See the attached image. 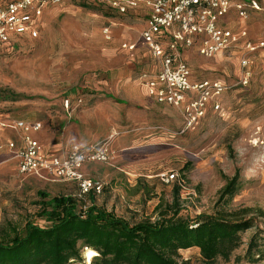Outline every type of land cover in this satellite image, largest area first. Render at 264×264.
<instances>
[{"label": "rangeland", "instance_id": "374dc122", "mask_svg": "<svg viewBox=\"0 0 264 264\" xmlns=\"http://www.w3.org/2000/svg\"><path fill=\"white\" fill-rule=\"evenodd\" d=\"M110 23L124 27L115 28L114 39L107 41L103 29ZM137 24L103 5L68 2L49 11L37 39L0 46L1 117L41 122L39 138L47 148L110 141L112 160L87 166L84 173L103 186L96 204L118 217L132 223L155 220L156 206L172 203L176 185L162 175L176 172L184 181L182 215L230 218L250 210L246 217L255 218L264 231V52L252 60L246 86L240 80V59L189 57L195 80H220L228 91L220 112L208 110L183 133L182 108L154 104L139 85V74L149 69L144 54L130 59L119 48L129 36L139 38ZM67 99L68 110L63 105ZM2 134L4 142L19 133L7 129ZM237 173L235 195L222 198V189ZM40 191L51 197L77 195L78 187L21 176L12 156L0 154V228L12 224L22 230L29 221L45 226L36 217ZM255 231L243 235L230 262L214 264H236ZM181 255L204 264L198 249Z\"/></svg>", "mask_w": 264, "mask_h": 264}, {"label": "built area", "instance_id": "2783aa9c", "mask_svg": "<svg viewBox=\"0 0 264 264\" xmlns=\"http://www.w3.org/2000/svg\"><path fill=\"white\" fill-rule=\"evenodd\" d=\"M69 0H7L0 8V46H7L21 39L40 36V19L44 12ZM100 2L125 16L129 10L144 3L150 9L142 40L153 60L159 66L155 76L142 74L139 82L147 89L148 96L157 104L182 108V132L194 128L206 117L209 107L216 113L222 109L221 98L228 87L220 80H203L192 83V72L184 59L186 51L197 48L199 55L213 59L221 53L241 50V83L246 86L251 75V62L264 50V41L249 38L247 30L238 32L224 27L223 20L232 12L238 19L248 21L263 12L261 0H100ZM109 39V30L104 31ZM133 51L134 45H123ZM66 108L70 106L67 100ZM0 129L20 134L21 145L14 141L0 143V153L11 152L16 160L18 173L48 183H74L79 198L93 193L102 194L103 186L88 178L84 170L94 164H106L114 157L110 141L88 146L73 145L63 156L44 153L35 135L43 129L41 122L25 120L5 121L0 115ZM165 182H175L180 188L184 181L178 173L164 174Z\"/></svg>", "mask_w": 264, "mask_h": 264}, {"label": "trees", "instance_id": "16d2710c", "mask_svg": "<svg viewBox=\"0 0 264 264\" xmlns=\"http://www.w3.org/2000/svg\"><path fill=\"white\" fill-rule=\"evenodd\" d=\"M239 178L237 173L227 181L222 198L235 195ZM180 191L176 184L172 203L156 206L155 220L136 223L98 206L93 193L51 197L40 191L36 217L46 225L29 221L22 230L12 224L0 228V264H88L86 249L97 254L89 264H192L181 255L190 249L199 250L204 264L230 262L243 235L254 228L236 264L264 263V231L255 218L246 217L250 210L230 218L202 214L191 219L182 215Z\"/></svg>", "mask_w": 264, "mask_h": 264}, {"label": "crops", "instance_id": "0c3cea01", "mask_svg": "<svg viewBox=\"0 0 264 264\" xmlns=\"http://www.w3.org/2000/svg\"><path fill=\"white\" fill-rule=\"evenodd\" d=\"M6 1L7 0L4 1L3 5L0 8H2L5 5ZM68 2H77V3H81L83 5H89V6L90 5H98V6H102L103 5V6H106V5L102 4L100 2V0H69V1L65 2L64 4H66ZM64 4H62V5H64ZM261 4H262V6L264 8V0H261ZM62 5H60V6H62ZM56 7H59V6L50 7V8H48L44 12L42 18L40 19V31H41V28L43 26V21H44L45 16L49 13V11H51L52 9H54ZM106 7H108V9L111 12H114L118 16H121L123 18H128V17L135 18L137 20V22H138L137 27L139 29H141V32L139 33V38L137 40L132 41V40H130L131 39V36H129L128 38H130V39H125L124 41H121L120 42L119 48L121 49L122 52H126L127 55H128V57L130 59H138V58L140 59L141 58L140 53H143L144 55L142 57L144 58V60H147L149 62V66H148L149 69L146 70V71L141 72L139 74V77L142 74H148L149 76H155L159 72V66L156 63V61L152 59L149 50L146 48V46H145V44H144V42L142 40V34L146 30V27H147V21H148L149 15H150V9L147 8L144 3H140L138 8L131 9V10H129V12H128L127 15L122 16L117 11L111 9L109 6H106ZM255 22H257V24H256L257 28H255ZM222 25L224 27L230 28V29H232V30H234L236 32H238L240 30H247L250 39L255 40V41H259V40H263L264 41V39H263V36H264V10H263V12H260V13H258L256 15H254L248 21H242V20L238 19V17L236 16V14L234 12H232L228 17H226L223 20ZM117 27H124V26L122 24H118V23H110L108 26H106L103 29V34H104V31L106 29L109 30V39H107L106 36L104 35V37H105V39L107 41H112L114 39V37H115L114 36L115 35L114 34V30ZM136 29L137 28H134V30H131V31L136 32ZM255 30H256V32H258L257 30H260V31H259V33H256ZM255 33L256 34H259V36L255 35ZM24 39H28V38H24ZM24 39H21V40H19L17 42H20V41H22ZM17 42H15V43H17ZM125 44L134 45L135 46V49L133 51H131L129 49H125V48H123V45H125ZM262 52H264V50L260 51L256 56L263 57ZM194 56L197 57L198 59L202 58L199 55L197 48H193V49H190V50H188V51L185 52L184 59H185V61L187 62L188 65H189V63H188L189 57H194ZM256 56H254V58H256ZM223 57H228L230 59H234V58L240 59V57H241V50L238 49V50H234L233 52H226V53L218 54L212 60H214V59L215 60H220ZM189 67L191 69V66L190 65H189ZM191 72H192V76H191L192 83H198V82L203 81V80H200V81L195 80L192 69H191ZM139 77H138V81H139ZM223 83H225V82H223ZM139 85L144 90L147 98H149L151 100V102H153L154 104H156L158 106H162V105L157 104L152 98H150L148 96L147 89L141 83H139ZM67 100H65V101H67ZM68 101L70 102V100H68ZM64 102H63V105H64ZM221 103H222V101H221ZM64 108H66L65 105H64ZM69 108H70V106L68 108H66V109L68 110ZM208 110H212V108L209 107ZM17 120H21V119H17ZM183 127H184V123H183ZM6 130L7 129H0V134L6 132ZM43 130H44V126H43V129L39 133H37L35 135V138L41 143V145L43 146V149H44V153L46 155H48V156H51V155L63 156V155H65L70 150V148L73 145L88 146V145H92V144L99 143V142H85V143L77 142V143L72 144L68 149H64L62 147H60V148H47L45 146V144L39 138V135L43 132ZM10 131H12V130H10ZM13 132H15V131H13ZM3 137L4 136H2L0 138H3ZM9 141L16 142V144L18 146L21 145L20 135L19 134H18V137L16 139H5L4 142H2L0 140V143L6 144ZM0 154L1 155H9V156L11 155L12 156V153L11 152H8V151H5L4 153H0Z\"/></svg>", "mask_w": 264, "mask_h": 264}, {"label": "bare ground", "instance_id": "6f19581e", "mask_svg": "<svg viewBox=\"0 0 264 264\" xmlns=\"http://www.w3.org/2000/svg\"><path fill=\"white\" fill-rule=\"evenodd\" d=\"M95 255L97 254L92 250L85 251L86 260L88 259L89 261H91Z\"/></svg>", "mask_w": 264, "mask_h": 264}, {"label": "water", "instance_id": "95a60500", "mask_svg": "<svg viewBox=\"0 0 264 264\" xmlns=\"http://www.w3.org/2000/svg\"><path fill=\"white\" fill-rule=\"evenodd\" d=\"M86 251H87V249H86ZM86 257V256H85ZM91 261H89L88 259H87V263L89 264Z\"/></svg>", "mask_w": 264, "mask_h": 264}]
</instances>
